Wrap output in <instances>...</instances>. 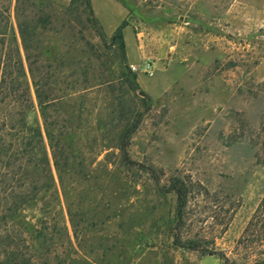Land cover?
Returning a JSON list of instances; mask_svg holds the SVG:
<instances>
[{
    "label": "rangeland",
    "instance_id": "1",
    "mask_svg": "<svg viewBox=\"0 0 264 264\" xmlns=\"http://www.w3.org/2000/svg\"><path fill=\"white\" fill-rule=\"evenodd\" d=\"M91 6L93 18L81 0H0L23 58L26 33L35 80L64 98L54 133L74 157L55 211L38 201L19 226L0 223V264H264V243L244 235L264 195V0ZM146 108L129 154L159 187L188 186L180 226L175 196L120 160L122 134ZM31 120L42 126L37 107Z\"/></svg>",
    "mask_w": 264,
    "mask_h": 264
},
{
    "label": "trees",
    "instance_id": "2",
    "mask_svg": "<svg viewBox=\"0 0 264 264\" xmlns=\"http://www.w3.org/2000/svg\"><path fill=\"white\" fill-rule=\"evenodd\" d=\"M81 1L89 16L93 18L91 0ZM19 36L24 58L13 27L8 18L3 17L0 20V223L12 228L20 225L21 222L17 219L19 212L24 211V207L35 208L38 201H43L41 211L52 213L60 206V190L62 193L65 192L63 177L72 168L69 161L74 158L71 149L60 144V140L65 138L66 134L54 133L56 127L54 119L59 118L64 98H49L45 95L43 84L35 80L34 57L29 53L24 30H20ZM118 38L122 39L120 32ZM24 61L32 79L35 98L31 95ZM36 107L42 126L38 121L31 120ZM148 111L149 108H146L143 112L136 113L125 128L120 142V160L126 167H136L147 173L159 193H171L175 196V217L177 225L180 226L186 216L188 186L176 179L167 190L159 187L160 174L152 168L139 166L129 154L131 140ZM53 168L56 170L61 189L56 185ZM67 214L76 238L77 225L70 205ZM244 235L251 242L264 243V195L251 216ZM65 237L68 244H71L67 231ZM174 243L191 251H200L204 256L212 255L210 250H199V245L195 243L183 244L178 238Z\"/></svg>",
    "mask_w": 264,
    "mask_h": 264
},
{
    "label": "water",
    "instance_id": "3",
    "mask_svg": "<svg viewBox=\"0 0 264 264\" xmlns=\"http://www.w3.org/2000/svg\"><path fill=\"white\" fill-rule=\"evenodd\" d=\"M140 95H141V96H144L145 94H144L143 92H140Z\"/></svg>",
    "mask_w": 264,
    "mask_h": 264
},
{
    "label": "built area",
    "instance_id": "4",
    "mask_svg": "<svg viewBox=\"0 0 264 264\" xmlns=\"http://www.w3.org/2000/svg\"><path fill=\"white\" fill-rule=\"evenodd\" d=\"M132 70H133V71H136V68H135V67H132Z\"/></svg>",
    "mask_w": 264,
    "mask_h": 264
}]
</instances>
